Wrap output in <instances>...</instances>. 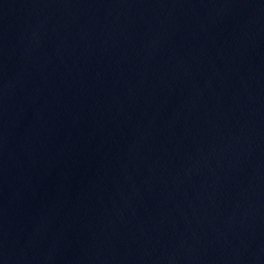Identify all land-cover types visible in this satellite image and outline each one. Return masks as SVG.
Segmentation results:
<instances>
[{
	"label": "water",
	"instance_id": "obj_1",
	"mask_svg": "<svg viewBox=\"0 0 264 264\" xmlns=\"http://www.w3.org/2000/svg\"><path fill=\"white\" fill-rule=\"evenodd\" d=\"M128 264H264V162Z\"/></svg>",
	"mask_w": 264,
	"mask_h": 264
}]
</instances>
